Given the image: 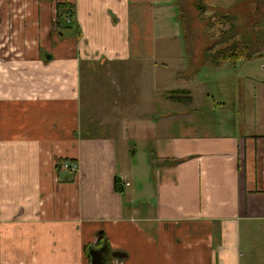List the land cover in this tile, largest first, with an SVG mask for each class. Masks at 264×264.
<instances>
[{
	"label": "crops",
	"instance_id": "1",
	"mask_svg": "<svg viewBox=\"0 0 264 264\" xmlns=\"http://www.w3.org/2000/svg\"><path fill=\"white\" fill-rule=\"evenodd\" d=\"M178 3L0 0V264H264V54L212 84Z\"/></svg>",
	"mask_w": 264,
	"mask_h": 264
},
{
	"label": "rangeland",
	"instance_id": "2",
	"mask_svg": "<svg viewBox=\"0 0 264 264\" xmlns=\"http://www.w3.org/2000/svg\"><path fill=\"white\" fill-rule=\"evenodd\" d=\"M37 1H41L46 7V5L49 6L57 0ZM255 1L257 5L264 4L263 0ZM177 2H179L177 5H179V7L182 9V12H180V20L183 21V26L185 25V33L190 36V46L192 50L191 52L193 53V58L197 56L199 57L201 52H203L206 47L215 45L217 42H219L220 39L217 29L219 28V26H213L209 18H207L206 20L197 18L196 4L200 3L201 0H177ZM206 4L208 5V9L206 11L207 15L211 14L210 16H212V13L218 11L216 16H219V14L222 12L223 14L230 13L232 16L236 17L235 24L239 28L238 31L240 32L241 36H248L251 33L263 35L257 48L264 54V19L258 16V14L256 13V24L253 25L254 27H250V23L256 20V18H253V0H206ZM229 6H231L229 9L224 10ZM73 23L74 22H72L71 26H69L70 29H62V32L65 36H61L59 33H56L55 40L59 42L64 40V42H66V39H68V37L66 36L73 37V33L75 31V29H73ZM216 47H221V44H217ZM49 52L53 54L56 53L54 50L52 52ZM210 63L211 62H209V65L213 66V64ZM261 63H264V60ZM254 67L255 64L253 61L240 60L236 65H231L229 63H220L218 68H208V70L214 77V82H212V84L219 83V85L227 86H231L234 84L235 86H237L245 82V74H247L246 72H251ZM82 69L83 68L81 67V70ZM255 73L259 74V71L256 70ZM86 75L87 74L84 72L81 75V84L83 88L86 86V84H88L89 81ZM217 75H219V77ZM256 78L258 80L264 81V72H261L260 76H257ZM149 172L151 179L156 176V172L153 166H151Z\"/></svg>",
	"mask_w": 264,
	"mask_h": 264
},
{
	"label": "trees",
	"instance_id": "3",
	"mask_svg": "<svg viewBox=\"0 0 264 264\" xmlns=\"http://www.w3.org/2000/svg\"><path fill=\"white\" fill-rule=\"evenodd\" d=\"M207 9L208 5L206 4V0H201L200 3H197V18H200L201 20H206L209 18L213 26H219L217 29L220 40L215 45L206 47L204 51V60L213 64L229 63L231 65H236L238 61L252 58L253 56H256L258 52H262L258 50L257 46L260 43L263 35L251 33L248 36H241L240 32L238 31L239 28L235 24L236 17L232 16L230 13L223 14L222 12L219 14V16H216L218 11H215L212 13V16H210L211 14H206ZM180 12H182V9ZM73 14L74 4L70 2H57L55 4L54 24L57 32L60 35H62V29H66L71 26ZM184 26L183 33L187 36ZM217 44H221V47L217 48ZM187 63L190 67V55L187 57ZM186 93H188L186 90H172L167 91L165 95L169 99L181 100L190 98L189 95L185 97L183 96ZM165 162L176 163L177 161L172 160ZM117 189L120 190L119 187H117Z\"/></svg>",
	"mask_w": 264,
	"mask_h": 264
},
{
	"label": "water",
	"instance_id": "4",
	"mask_svg": "<svg viewBox=\"0 0 264 264\" xmlns=\"http://www.w3.org/2000/svg\"><path fill=\"white\" fill-rule=\"evenodd\" d=\"M106 251L105 247L93 249L91 251V262L92 264H106L103 252ZM117 256V255H114Z\"/></svg>",
	"mask_w": 264,
	"mask_h": 264
},
{
	"label": "built area",
	"instance_id": "5",
	"mask_svg": "<svg viewBox=\"0 0 264 264\" xmlns=\"http://www.w3.org/2000/svg\"><path fill=\"white\" fill-rule=\"evenodd\" d=\"M62 167L65 169L71 170V172H75L77 170V162L72 160V161H64L62 163ZM128 184V183H126Z\"/></svg>",
	"mask_w": 264,
	"mask_h": 264
},
{
	"label": "flooded vegetation",
	"instance_id": "6",
	"mask_svg": "<svg viewBox=\"0 0 264 264\" xmlns=\"http://www.w3.org/2000/svg\"><path fill=\"white\" fill-rule=\"evenodd\" d=\"M105 252H103V254H104Z\"/></svg>",
	"mask_w": 264,
	"mask_h": 264
}]
</instances>
